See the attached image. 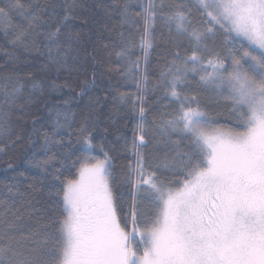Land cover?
<instances>
[{
    "label": "snow or ice",
    "instance_id": "obj_1",
    "mask_svg": "<svg viewBox=\"0 0 264 264\" xmlns=\"http://www.w3.org/2000/svg\"><path fill=\"white\" fill-rule=\"evenodd\" d=\"M193 8L199 22L193 19ZM141 9L140 48L145 64L158 11L170 35L180 41L176 46L186 41L185 54L174 53L153 86V91L162 88L163 98L179 105L154 130L164 139L178 134L189 142L190 151L177 152L155 165L147 163V77L137 76L133 111L138 100L139 123L127 147L135 161L129 163L124 181L132 186L130 216L113 193L112 157L102 145L92 143L86 119L78 130L83 160L77 157L80 167L73 178L54 176L59 186L49 195L56 197L50 205L56 211L47 222L16 239L11 232L21 226L10 222L6 213L0 219V264H264V0H178L175 4L148 0ZM13 10L26 24L16 30L11 43L37 53H41L39 37L56 43L69 19L68 10L62 18L42 19L45 10L39 5L10 0L7 10L0 7V28L6 34ZM122 15L126 21V6ZM53 21L54 31H41ZM218 34L223 37L221 50L215 47ZM72 39L69 31L68 40ZM116 55L124 61L128 47ZM128 63L125 76H131L133 68L139 73V60ZM20 91L5 93V102L15 103ZM203 91L227 93L231 124L217 126L208 118L199 99ZM68 127L57 119L51 132L43 133L45 153L52 154L33 166L47 171L63 147L60 130ZM9 134L0 125V137ZM97 150L103 158L95 154ZM160 170L164 172L158 175ZM141 190L147 193L152 212L139 211ZM8 191L12 192L11 186ZM27 203L32 205L31 200Z\"/></svg>",
    "mask_w": 264,
    "mask_h": 264
},
{
    "label": "trees",
    "instance_id": "obj_2",
    "mask_svg": "<svg viewBox=\"0 0 264 264\" xmlns=\"http://www.w3.org/2000/svg\"><path fill=\"white\" fill-rule=\"evenodd\" d=\"M9 2L0 0V7L7 10ZM22 2L43 8L45 15L42 19L52 15L62 18L66 10L69 19L56 43L46 42L43 36L39 37L42 54L35 50L25 51L24 46L11 43L16 30L26 24L25 18L15 10L9 13L7 34L5 29L0 28V125L6 126L10 133L6 138L0 137V148L4 149L0 151V219L6 213L10 222L21 226L19 230L11 232L16 239L28 235L39 224L47 222L48 217L56 211L50 207L56 197L49 195L59 186L54 176L59 175L60 179L73 178L80 167L77 157L83 160L84 153L80 148L83 137L78 130L86 119L92 143L102 145L112 157L113 193L118 202L123 201L124 212L130 216L132 186L124 181L127 180L129 163L135 161V156L127 147L139 123L138 100L135 101L133 111V99L138 94L137 76L147 77L148 91L144 102L147 110L145 126L148 129V146L144 149L147 163L155 165L165 158L171 159L177 152L186 153L191 148L189 142L180 139L178 134L173 133L170 139H164L154 130L156 124L171 118L179 105L164 99L162 88L153 91V86L158 83L161 69L174 53L179 51L181 56L185 54L186 41L182 47L176 46L180 41H175L170 35L158 11L151 29L152 47L145 64L144 52L140 48L144 22L139 13L142 11L141 4L146 5L148 0ZM155 2L175 4L178 0ZM125 6L126 21L122 15ZM193 19L199 22V13L195 8ZM45 30L54 31V21L51 27L41 29ZM69 31L72 41L68 40ZM124 41L132 43L125 45ZM222 45L223 37L218 34L215 47L221 50ZM234 46L240 47L239 43ZM124 47H128L129 56L120 61L116 53ZM129 60H139L140 71L137 73L133 68L132 75L125 76L123 73L129 67ZM16 88L21 91L15 103H6L5 93L11 94ZM122 95L125 97L123 101ZM199 99L201 109L217 126H228L233 122L230 111L232 104L224 96L203 91ZM57 119L70 127L60 130L63 147L47 166V171H42L33 165L35 161L47 159L52 154L45 153L43 133L51 132ZM95 154L103 158L98 150ZM163 172L160 170L158 175ZM167 175L171 178L170 173ZM9 186L12 187L11 193L8 191ZM29 200L32 201L31 206L27 203ZM137 205L141 213L154 210L143 190L137 195ZM16 216H20V219L17 220Z\"/></svg>",
    "mask_w": 264,
    "mask_h": 264
},
{
    "label": "rangeland",
    "instance_id": "obj_3",
    "mask_svg": "<svg viewBox=\"0 0 264 264\" xmlns=\"http://www.w3.org/2000/svg\"><path fill=\"white\" fill-rule=\"evenodd\" d=\"M236 48H237V49H239L240 47H239V46H236ZM228 64L230 65V63H228ZM247 67H248V66H247V65H245V68H246V69H247ZM250 74H251V73H250ZM225 75H227V73H226ZM226 95H227V93L225 92V95H224V97H225ZM130 227H131V226H130ZM129 229H130V228H129ZM137 239H138V238H137Z\"/></svg>",
    "mask_w": 264,
    "mask_h": 264
}]
</instances>
